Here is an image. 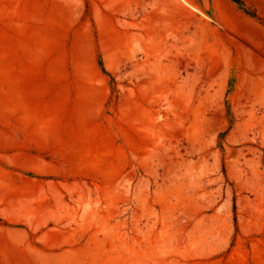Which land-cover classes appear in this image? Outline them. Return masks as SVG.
<instances>
[{"label": "rangeland", "instance_id": "374dc122", "mask_svg": "<svg viewBox=\"0 0 264 264\" xmlns=\"http://www.w3.org/2000/svg\"><path fill=\"white\" fill-rule=\"evenodd\" d=\"M0 264H264V0H0Z\"/></svg>", "mask_w": 264, "mask_h": 264}]
</instances>
